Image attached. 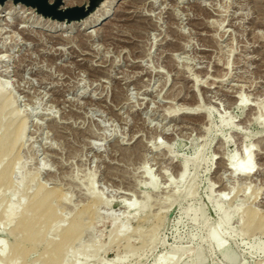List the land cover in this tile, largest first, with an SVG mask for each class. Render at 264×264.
<instances>
[{
    "label": "rangeland",
    "instance_id": "obj_1",
    "mask_svg": "<svg viewBox=\"0 0 264 264\" xmlns=\"http://www.w3.org/2000/svg\"><path fill=\"white\" fill-rule=\"evenodd\" d=\"M89 3L62 0L59 9ZM30 7L0 2V87L28 121L13 180L36 176L67 194V219L93 204L92 190L101 195L106 204L90 209L81 242L93 249L103 241L104 264H156L182 252L172 264L264 263V236L243 235L239 223L245 208L264 212V0H99L71 21ZM105 9L104 22L91 26ZM247 146L251 173H233L229 164L245 160ZM191 179L196 197L184 198ZM131 200L138 209L124 205ZM163 220L151 251L117 258L127 250L124 241L109 244L117 225L130 224L137 247ZM140 222L145 239L134 233ZM2 227L0 238L10 226Z\"/></svg>",
    "mask_w": 264,
    "mask_h": 264
},
{
    "label": "bare ground",
    "instance_id": "obj_2",
    "mask_svg": "<svg viewBox=\"0 0 264 264\" xmlns=\"http://www.w3.org/2000/svg\"><path fill=\"white\" fill-rule=\"evenodd\" d=\"M32 7L33 9H37V7ZM11 8L12 7H10V9ZM29 8L31 7L29 6ZM109 13L110 9H105V11H103L91 22V26L102 24ZM42 27L53 30V26L50 25H43ZM79 30L80 29H78L77 31ZM66 31H74V28L67 27ZM13 96L14 95H12L10 92L8 93L7 89L5 90V88L3 89V87H0V229L2 225L5 226L4 228L10 226L6 229V237L0 238V264H104V260L102 261V259H100V254L104 249L103 241L102 245L100 243L101 246L98 245L93 249V245L91 246V249H88L86 247L88 245L83 246L84 244H82L81 242L83 233L85 232L86 228L92 225L91 220H87V218L91 217L90 214L92 211H95L97 209V205L99 206L100 203L106 204V200H103V198L100 197L101 195H96V193L93 192L94 190H92V188V197L94 201L93 204L78 209L71 219H67L61 212V206H63L61 205V203L65 201V199H67V194L61 192V190L58 188H50L42 182L36 181V176H33L32 178L23 176L21 183H16L13 180V173L15 172L18 165H20L18 159V150L23 141L28 122L27 119H19L17 109L13 105ZM238 99L239 103H244L247 100L242 93ZM195 109L198 112L201 111V107L199 106ZM196 110H194L193 112H195ZM197 111L195 112L196 114L198 113ZM204 112H206L207 116L211 118V114L209 112L205 110ZM230 119L228 118V120ZM228 120L227 123L230 122ZM250 147L251 146H247V155L245 156V160L235 162L233 163V165H230L228 163V167L233 173H243L246 175L251 173V169L253 167V155L252 151H250ZM190 160L192 162L193 159ZM201 161L202 160L200 156L194 158L192 163L195 167H193L196 169ZM179 165L181 169L180 177L184 178L188 172L190 162L189 160H185L179 162ZM149 172V170H145V173H148V175ZM32 181H36L35 185L31 183ZM153 181H155V179H153ZM153 181L150 182L155 185ZM91 182L93 183V180ZM191 182L193 183H190L184 190V198L185 196H190V198L191 196L194 197L197 193V183L194 184L193 180ZM32 185L34 186V188ZM15 197L17 198L16 202L13 201ZM145 199L146 201H144L143 206H146L149 202L148 198ZM124 205L127 208L132 209L133 211L135 209H138V203L136 201L131 200L130 203L127 202ZM90 209H92V211ZM190 210V207L186 208V215L190 212ZM158 213L152 214H155L156 216L158 215ZM94 214H97V212H95ZM199 214H201V210L195 212L194 219H197ZM148 217L149 215H146L144 219H148ZM239 218V223L242 224V226H240L242 227L243 235L253 236L259 233L258 235L262 234L264 236V212H260L254 207H249L248 209L245 208L240 211ZM159 219L160 218H158V220ZM155 220H157V218H155ZM164 220L162 222L159 221L160 224H151V228L149 231L150 234L147 233L149 236L145 234L149 237V239L146 240L148 242H143L141 246L137 247H134L130 243L131 237L127 234L128 227L125 228L124 226L128 222H124L125 224L120 223L119 225H117L114 233L109 236V244H113L116 241L113 244L115 245L118 241H124L126 248L123 249H127L125 253H121L122 251L118 253L117 258L119 260H122L131 256H136L138 254H142L141 257H143L146 251L149 250V248L151 249V247L153 246L152 244L155 241L157 233L160 230L159 228L162 225L161 223H163ZM208 227H210V225ZM142 230V224L140 222V224L135 228L134 233H138V237L145 239L146 236L142 234ZM210 230L211 229H209V231ZM219 234L220 233L216 228L215 230L209 232L208 237L210 239H217L218 247L221 250L226 249V245L224 246V241L221 237H219ZM4 235L5 234L3 233V236ZM119 242L117 243V245L120 247L119 244L122 243ZM105 244H108V242H106ZM109 244L108 247L105 245V247L108 249L112 248L109 247ZM106 252L107 251H105L103 254H105ZM181 254L184 255V252H182ZM202 254L203 252L201 245V250H197L195 255L200 257ZM182 255L176 257L174 255L169 256L161 254L156 264H172L179 261ZM102 257L103 255L101 256V258ZM105 262L107 263L108 261ZM107 264L115 263L110 261Z\"/></svg>",
    "mask_w": 264,
    "mask_h": 264
},
{
    "label": "water",
    "instance_id": "obj_3",
    "mask_svg": "<svg viewBox=\"0 0 264 264\" xmlns=\"http://www.w3.org/2000/svg\"><path fill=\"white\" fill-rule=\"evenodd\" d=\"M6 0H0L4 3ZM15 2H23L28 6L37 7L38 11L46 16H51L59 20L68 19L77 20L87 16L97 5L99 0H90L88 6H75L65 10L59 9L62 4V0H56L54 3H50L48 0H14Z\"/></svg>",
    "mask_w": 264,
    "mask_h": 264
}]
</instances>
